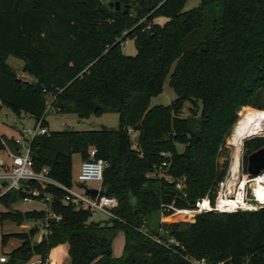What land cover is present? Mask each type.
<instances>
[{
  "label": "trees",
  "instance_id": "trees-1",
  "mask_svg": "<svg viewBox=\"0 0 264 264\" xmlns=\"http://www.w3.org/2000/svg\"><path fill=\"white\" fill-rule=\"evenodd\" d=\"M185 1L0 0V110L6 105L46 127L48 109L79 118L118 115L115 128L48 130L30 142L32 168L46 167L67 186L72 155L82 161L95 148L105 161L99 194L117 198L115 216L91 220L88 210L63 202L61 190L36 182L54 196L51 214L20 211L11 205L24 193L10 190L0 196L7 208L0 221L34 219L46 230L37 242L31 241L37 228L2 234L1 243H19L1 264H26L35 255L46 264L60 244L70 264H264V204L159 221L162 204L192 208L205 196L214 203L228 168L226 139L241 109L264 112V0H200L188 10ZM126 39L134 55L121 51ZM12 54L24 59L22 71L33 80L8 70ZM167 75L174 100L149 106ZM186 101L200 103L198 115L181 116ZM0 138L14 147L12 137ZM263 145L264 136L243 141L248 178L246 156ZM119 233L122 253L114 256Z\"/></svg>",
  "mask_w": 264,
  "mask_h": 264
},
{
  "label": "rangeland",
  "instance_id": "rangeland-1",
  "mask_svg": "<svg viewBox=\"0 0 264 264\" xmlns=\"http://www.w3.org/2000/svg\"><path fill=\"white\" fill-rule=\"evenodd\" d=\"M200 4V0H186L184 4V9H192L197 7ZM164 20L163 17H155L153 21L155 22H162ZM121 51L126 54V55H134L136 53V48L134 46L133 40L132 39H126L122 42L121 44ZM7 68L10 70L12 73H14L15 76H17L20 79L23 80H33V76L23 72V67L25 64V61L22 57L19 55H10L7 60ZM175 98V93L172 89V87L169 85V75H167L163 81L162 85V91L156 95L150 98L149 106L153 105H167L170 104ZM192 108L190 111L189 108ZM200 108V103L198 106H193L192 103L189 101H186L183 105V109L181 111V116L187 117V116H196L198 115ZM251 109H255L249 106H245L241 109V112L238 116V119L241 117L243 113H248L253 116H255L257 119H261L263 121L264 125V112L263 111H254ZM237 119V121H238ZM44 120L47 124V128L51 131L54 130H87V129H100L103 126L110 127V128H115L118 125V115L115 112H106L103 113L99 116H90L88 118H79L76 114L74 113H60L56 112L53 109H48L45 116ZM237 121L235 122L234 126L236 125ZM35 124V119L33 116H30L28 114H25L23 112H20V114H16L15 111H13L10 107L6 105H2L1 110H0V135L10 138V137H16L20 132H22L23 129L25 128H33ZM232 128V131H233ZM232 131L230 135L226 139V147H227V154H228V168H229V162L231 160V156L233 153V145L229 142L230 136L232 134ZM136 132L131 131L130 136L131 140L134 143L135 140V134ZM253 136H264V126L263 128L255 133L254 135H251L249 137L244 138L240 142V155H239V167L238 171L235 175V179H237V182H242L243 184V193L247 192V197L243 199V201H250L254 202L257 205H263L264 203V196L255 198L252 195V190L250 187V183L247 181V178L244 174L243 170V155H244V149H243V141L247 138L253 137ZM176 148L181 151L183 149L182 144H177ZM224 156V155H223ZM223 156H220L219 160L222 161L224 159ZM80 164V156L77 153H74L72 155V167H71V176H72V181L76 180V176L78 173V168ZM227 168V170H228ZM227 175V171L225 173V176ZM224 176V177H225ZM230 177L231 175H227ZM263 176V175H259ZM262 182L264 184V176L262 179ZM99 182L98 181H87L85 182V186L89 188H99ZM72 189L78 193H82L84 195L85 192L83 189L77 188L74 184H72ZM220 188H218V191ZM245 196V195H244ZM217 196L215 197L214 203L212 204L209 200L208 196H205L203 198H207L210 202V208H216L217 206ZM43 205L40 202H23L19 201L11 205V208L18 209L20 211L24 210H30V209H40L42 208ZM7 210L6 206L0 202V212H4ZM212 210V209H210ZM217 212H231V211H220L218 209H215ZM236 210H244L242 207H236L232 211ZM209 211V210H206ZM206 211L202 212H196V213H191V214H201ZM194 215H184V214H177V215H171V216H166L164 220L166 222H172V221H189L191 218H193ZM91 220L95 221H105L108 219V216L103 213V212H93L91 213L90 216ZM31 228H37L33 235H31V241L32 242H37L40 237L43 230V227L41 226L39 220H26L21 223H17L15 221L5 219L0 221V254L2 253H7L10 251V248L13 244L19 243V240L16 238H9L4 244L1 243V235L4 233H10V232H23V231H29ZM119 237L115 240L114 243V252L115 253H122V242H120V234L118 235ZM1 264V263H0ZM26 264H39V258L35 255L33 256ZM46 264H70V260L67 254V245L66 244H60L56 246L54 249L51 250L49 258L46 262Z\"/></svg>",
  "mask_w": 264,
  "mask_h": 264
},
{
  "label": "built area",
  "instance_id": "built-area-1",
  "mask_svg": "<svg viewBox=\"0 0 264 264\" xmlns=\"http://www.w3.org/2000/svg\"><path fill=\"white\" fill-rule=\"evenodd\" d=\"M48 130L49 129L46 126L42 125L41 119H39L35 122L33 128H25L18 134V136L12 137L14 147L9 145L4 139L0 138L2 144V147L0 148V196L10 190L21 191L24 193L21 201L40 202L43 205L40 209H44L46 215H49L51 214L49 205L54 196L51 192L41 191L36 185L31 184V182H36L44 186L51 185L58 188L63 192L61 200L63 202L73 203L76 208H84L91 213L99 211L105 213L108 218L114 217L115 215L113 214V210L118 206V200L115 196L99 194V191L96 195L88 193H85L86 195H84L82 193H78L72 189V186H67L51 178L48 175V169L46 167H43L40 170H34L32 168L30 158V142L36 135L45 134ZM128 132H131L130 128L128 129ZM162 154L164 153L162 152ZM104 165L105 161L101 157L96 156V149L93 147L89 148L88 158L81 161L80 169L77 173L75 181L82 182L84 185L87 181H98L100 183ZM165 165L166 163L163 161L161 166ZM161 174L162 173H158V176ZM227 175H229L228 170ZM227 175L219 183L218 188H220V190L217 191L218 197L223 196L226 198L225 184L228 178H232ZM261 175L264 176V172H262ZM257 176L247 178V181L249 182ZM176 186L178 188L182 187L181 181H177ZM210 209L232 211L235 208L225 209L219 206L218 202L216 208H210V202L207 198L196 200L192 208H177L173 204H162L159 221L165 222L164 218L166 216L177 214H188L189 216L194 215L191 213L202 212ZM54 218L59 220L58 215H54ZM43 230V232L46 230L44 226ZM6 258L5 253L0 254V263L5 262ZM202 264L204 263L202 262Z\"/></svg>",
  "mask_w": 264,
  "mask_h": 264
},
{
  "label": "bare ground",
  "instance_id": "bare-ground-1",
  "mask_svg": "<svg viewBox=\"0 0 264 264\" xmlns=\"http://www.w3.org/2000/svg\"><path fill=\"white\" fill-rule=\"evenodd\" d=\"M263 121L261 119H257L255 116L243 113L241 117L238 119L236 125L233 128L232 134L230 136L229 142L233 145V153L231 156V160L229 162L228 173L231 175L233 179H235V175L238 171L239 167V155H240V142L251 135L259 132L263 128ZM240 146V148H239ZM237 177V175H236ZM263 176H257L249 181L250 187L252 190L253 197L257 198L264 196V184L262 182ZM237 180V179H236ZM243 184L240 183L235 198L227 199L223 196L218 197L219 206L225 209H232L236 207H244V205L248 201H243L245 197H247V192L243 193ZM245 195V196H244Z\"/></svg>",
  "mask_w": 264,
  "mask_h": 264
},
{
  "label": "water",
  "instance_id": "water-1",
  "mask_svg": "<svg viewBox=\"0 0 264 264\" xmlns=\"http://www.w3.org/2000/svg\"><path fill=\"white\" fill-rule=\"evenodd\" d=\"M108 6L118 10L120 8V4L118 1H109ZM264 172V145L259 146L258 148L252 150L250 153L247 154L246 156V166H245V173L247 176H257ZM249 177V178H251ZM241 182H237L236 179L233 178H228L225 184V190L226 194L225 197L227 199H232L235 198L236 192H237V187ZM73 184L79 188L83 189L85 193L91 194V195H96L98 193V188H89L86 187L82 182H76L73 181ZM259 206L254 202L248 201L243 209L245 210H256Z\"/></svg>",
  "mask_w": 264,
  "mask_h": 264
},
{
  "label": "crops",
  "instance_id": "crops-1",
  "mask_svg": "<svg viewBox=\"0 0 264 264\" xmlns=\"http://www.w3.org/2000/svg\"><path fill=\"white\" fill-rule=\"evenodd\" d=\"M80 163H81V159H80ZM79 169H80V164H79V168H78V171H79ZM121 236H120V238H121V240H120V242H122V245H123V234L122 233H119ZM118 234V235H119ZM116 236V238L114 239V241H113V244H112V250H113V255L114 256H119L120 254L119 253H115L114 252V243H115V240L119 237V236ZM18 245V243H16V244H13L12 246H11V248H10V250L12 249V248H14L15 246H17Z\"/></svg>",
  "mask_w": 264,
  "mask_h": 264
}]
</instances>
